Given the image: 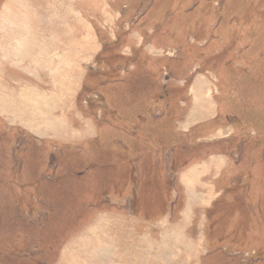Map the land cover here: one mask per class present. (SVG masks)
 <instances>
[{"label":"rangeland","instance_id":"rangeland-1","mask_svg":"<svg viewBox=\"0 0 264 264\" xmlns=\"http://www.w3.org/2000/svg\"><path fill=\"white\" fill-rule=\"evenodd\" d=\"M22 4L88 58L0 93V264H264V0H0L19 47ZM120 208L168 211L133 258Z\"/></svg>","mask_w":264,"mask_h":264},{"label":"crops","instance_id":"crops-1","mask_svg":"<svg viewBox=\"0 0 264 264\" xmlns=\"http://www.w3.org/2000/svg\"><path fill=\"white\" fill-rule=\"evenodd\" d=\"M19 6L21 7L20 9L23 12H26L30 19L32 18L37 22L35 25L37 33L35 32L34 35L30 27L27 30L19 29L23 36V41L20 43V47L17 45L18 42L13 44L14 41L12 42V15L8 13V16L4 17L1 13L2 7H0V26L2 27V29L0 30V82L2 87L0 89V93H4L6 96H8L7 91L12 90V78L22 77V79L27 80L28 78L33 77L34 81L38 83L39 87L46 86L48 88L50 75H46L56 70L58 62H64L66 61L65 59L69 57L68 62L73 63V65L76 66L84 64V61H86L88 58V55L85 54L82 59V54L77 53L76 50V54L74 55L71 45H73V47L75 48V42H73V40L71 39L66 40L65 36L59 29L58 31L55 30V25L43 26V20H40V18H38L37 13L30 14L27 10L28 6L24 4ZM49 33L56 35V37H50ZM38 34L41 35V37H39ZM89 36L91 39V33H89ZM70 42H73V44H71ZM39 43H41V46H37ZM15 48H17L16 51H19L21 53L20 55L14 56ZM52 74H54V72ZM30 88L31 87L27 86V95H14L15 93H12L14 99L12 101V109L14 105H17L18 107H22L26 104L30 105L31 100L28 96L29 91H31L32 89L36 90L35 88ZM0 97L1 100L5 101L1 95ZM45 97H48L47 94H45ZM173 199L175 200V195ZM189 205L190 204H188L187 207V219L189 213ZM118 211L120 212V214L113 215L112 212L110 214V217H106L105 219L96 221V231L98 233L96 236V240H98V242L104 243L105 248L107 247V249H112L114 247V249L118 251V254L120 253L123 256L128 255L129 258H133L135 256L134 254L139 253V248L134 249L132 247V244L135 242V238L133 237L135 233L144 231L146 228H148L147 225L150 223H155L159 220H165V217L162 218V216L168 214V211H164L163 213L165 214L158 219H152L151 217H136V219L126 220L127 217H125L124 214L127 212H129L130 214V210L123 211V208H120ZM144 212L146 213V211ZM148 213L151 212L148 211ZM173 213L174 212L171 210V213L168 216L170 217ZM152 214L154 213L152 212ZM191 228L192 223H190L189 215L188 229L191 230ZM179 232L183 233L184 239L188 242L189 235L187 234V231L185 229H180ZM100 236H104V239H102ZM176 239L177 237L174 239V243L178 245L179 248H181ZM164 240L166 241V247L170 249L171 247L167 245L170 239L166 238ZM75 245L76 244H74V246ZM140 245H145V240L143 238L142 240H140ZM187 245L186 247L187 249H189ZM151 250L152 249H150L149 251ZM140 251L143 252V248H141ZM141 256L144 258L143 253L141 254Z\"/></svg>","mask_w":264,"mask_h":264},{"label":"bare ground","instance_id":"bare-ground-1","mask_svg":"<svg viewBox=\"0 0 264 264\" xmlns=\"http://www.w3.org/2000/svg\"><path fill=\"white\" fill-rule=\"evenodd\" d=\"M48 98V97H47Z\"/></svg>","mask_w":264,"mask_h":264}]
</instances>
